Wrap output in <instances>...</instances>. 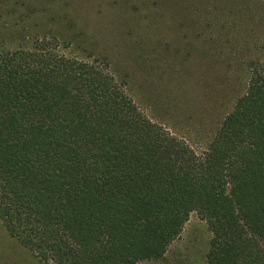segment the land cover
Here are the masks:
<instances>
[{"label":"trees","instance_id":"1","mask_svg":"<svg viewBox=\"0 0 264 264\" xmlns=\"http://www.w3.org/2000/svg\"><path fill=\"white\" fill-rule=\"evenodd\" d=\"M206 264H264V62L207 147L152 121L98 59L0 50V223L45 264L161 257L189 215Z\"/></svg>","mask_w":264,"mask_h":264},{"label":"rangeland","instance_id":"2","mask_svg":"<svg viewBox=\"0 0 264 264\" xmlns=\"http://www.w3.org/2000/svg\"><path fill=\"white\" fill-rule=\"evenodd\" d=\"M41 37L105 61L148 118L199 153L264 62V0H0V50ZM210 239L193 212L161 257L135 264H206ZM0 264L45 263L0 223Z\"/></svg>","mask_w":264,"mask_h":264}]
</instances>
